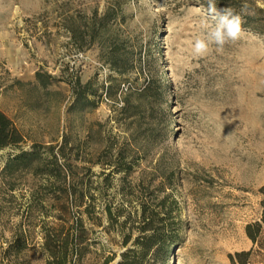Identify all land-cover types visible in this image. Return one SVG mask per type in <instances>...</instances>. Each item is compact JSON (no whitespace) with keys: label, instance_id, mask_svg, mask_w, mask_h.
<instances>
[{"label":"rangeland","instance_id":"obj_1","mask_svg":"<svg viewBox=\"0 0 264 264\" xmlns=\"http://www.w3.org/2000/svg\"><path fill=\"white\" fill-rule=\"evenodd\" d=\"M245 2L258 30L242 25L237 41L197 59L191 43L210 18L200 0H0V109L21 130V148L64 144L69 175L63 193L31 208L38 179L20 173L11 202L0 181V264L58 259L67 232L72 254L64 264H104L113 253L106 264H116L122 236L138 235L144 208L175 223L167 260L155 245L149 264H264V8L256 0L216 8L244 20ZM95 9L111 13L105 39L125 51L123 73L109 68L96 44L81 51L70 39L64 19ZM39 69L60 79L48 92L10 87L12 78L33 82ZM76 75L91 82L94 107L73 103L67 82ZM149 81L164 83L162 101L123 116L121 90ZM108 145L129 149L132 170L105 182L101 171L112 168L87 167ZM17 151L1 148L0 167ZM107 209L118 220L109 222Z\"/></svg>","mask_w":264,"mask_h":264},{"label":"trees","instance_id":"obj_2","mask_svg":"<svg viewBox=\"0 0 264 264\" xmlns=\"http://www.w3.org/2000/svg\"><path fill=\"white\" fill-rule=\"evenodd\" d=\"M200 1L205 6H208V0ZM227 1L215 0V6L223 5ZM110 18L111 13L108 9L101 13H98L95 9L83 20L72 21L71 16H67L64 19V24L68 30L70 39L79 50L84 51L86 48L96 44L99 47L100 54L104 56V61L108 63L109 68L123 73L127 71L128 67L125 51L120 47L116 38L110 39V41H106L105 39V34L110 30L107 28ZM242 25L258 30L257 25H253V19L250 15H245ZM58 81H60L59 78L47 73V71L39 69L34 73L33 82H24L18 78H12L10 87L13 88V86H16V89L23 90L25 86H28L31 88H40L48 92L49 85ZM67 83L70 85L73 103L75 105L84 104L88 107H94L96 105V92L91 89L90 81L83 83L79 75H76L73 80H69ZM106 94L109 97L111 96L110 93L106 92ZM120 94H122V98L118 110L123 116L129 118L138 114L140 109L143 110L147 105L151 106L153 103L161 102L165 95V86L162 81L156 84L149 81L142 88L132 89L127 87L125 90H121ZM131 97H133V101L130 100ZM23 142L24 136L21 130L0 109V149L7 146L18 148L17 152L8 155L3 166L0 167V181L8 189L6 199L8 202H11L15 199L12 190L15 187L16 177L20 173H26L38 179V183H36L37 188L32 192L33 199L28 205L31 208L32 206H36V203L43 205L48 199V195H54L56 192L63 193L68 184L69 175L65 160L64 162L60 161V158L65 156L64 144H49L45 147L32 144L28 149H24L21 148ZM130 156L133 155L130 154L128 148H117L112 152V148L108 145L105 149L94 151V154L91 155V159L88 161L89 166L87 169H91V166L94 164L112 168L110 173L105 174V172L101 171V173H104L103 181L106 182L112 172L124 171L125 175L131 172L132 163L128 159ZM39 179H42V181ZM168 179L169 177L166 176L165 180ZM142 182L143 178L139 180V183ZM29 213L30 210L27 211V214ZM107 216L109 222L118 220L112 217L110 209H107ZM153 216L155 215L144 208L138 220V235L132 237V234L127 232L122 236L120 244L125 249L119 253L116 264H149V256L155 245L158 246L157 255L160 256L162 262L165 259L167 260L170 249L175 241V223L169 217ZM77 221L81 223V217H77ZM131 223H133V220H131ZM120 225L121 227L125 226L126 221H122ZM248 234L252 238L250 233ZM83 241V237H78L79 244ZM72 243L73 237L67 232L59 239L58 259L47 260L44 264H64L72 254ZM115 256V253L112 254V257L108 256L104 264L111 261Z\"/></svg>","mask_w":264,"mask_h":264},{"label":"clouds","instance_id":"obj_3","mask_svg":"<svg viewBox=\"0 0 264 264\" xmlns=\"http://www.w3.org/2000/svg\"><path fill=\"white\" fill-rule=\"evenodd\" d=\"M257 6L264 8L261 0H256ZM208 12L210 18L200 21L201 34L191 43L193 58H203L208 55L210 49L222 52L225 45L237 41L242 33L243 16L232 9L218 10L215 0H208ZM241 13L254 15L247 2L242 4Z\"/></svg>","mask_w":264,"mask_h":264},{"label":"bare ground","instance_id":"obj_4","mask_svg":"<svg viewBox=\"0 0 264 264\" xmlns=\"http://www.w3.org/2000/svg\"><path fill=\"white\" fill-rule=\"evenodd\" d=\"M171 262H172L171 264H175L176 263L175 258H172Z\"/></svg>","mask_w":264,"mask_h":264}]
</instances>
